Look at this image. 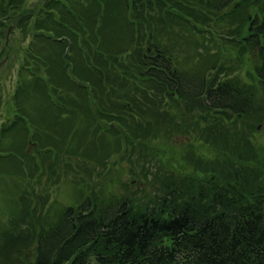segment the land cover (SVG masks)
<instances>
[{"label": "trees", "instance_id": "16d2710c", "mask_svg": "<svg viewBox=\"0 0 264 264\" xmlns=\"http://www.w3.org/2000/svg\"><path fill=\"white\" fill-rule=\"evenodd\" d=\"M25 5L0 0V21L2 13L15 11L5 22L33 38L14 100L17 107L20 94L25 107L39 100L42 123L37 127L30 111L21 112L22 126L12 124L0 135V161L23 150L34 176L43 168L39 160L59 158L62 141L73 131L76 140L77 127L87 121L96 125L95 136L102 131L106 139L113 131L121 138L119 148L139 143L145 152L161 132L170 138L186 126L183 133L205 141L213 156L200 167L204 158L192 150L186 161L193 163L166 173L144 203L134 195L106 202L89 196L53 224L27 223L28 235L14 239L0 264H264V148L245 138L264 123V0H47L35 10ZM238 17L243 23L234 29L231 19ZM213 20L225 21L220 25L228 36L221 35L231 40L227 47L241 51L240 59L230 60L235 51L218 49L223 46L210 39L217 47L199 52L210 55L209 66L186 70L177 54L195 35L217 33L206 26ZM0 28V36H7ZM245 62L255 86L229 75ZM163 99L176 110L159 114ZM61 121L70 125L62 128ZM144 121L148 129L138 126ZM242 124L249 130L223 128ZM50 127L56 136L48 137ZM21 133L25 142L10 145ZM29 141L37 144L32 155L25 147ZM151 152L159 159L165 153L158 146ZM15 251L24 254L13 258Z\"/></svg>", "mask_w": 264, "mask_h": 264}, {"label": "rangeland", "instance_id": "374dc122", "mask_svg": "<svg viewBox=\"0 0 264 264\" xmlns=\"http://www.w3.org/2000/svg\"><path fill=\"white\" fill-rule=\"evenodd\" d=\"M46 1L47 0H26L25 8H33V10H35L39 8V4L44 6ZM6 8L8 9L9 6ZM11 13L12 16H14L15 11H11ZM11 13H2L5 17L0 21V26L4 27L2 32L7 34V36H0V135L6 127L14 122L13 120L17 114L22 115L21 112H27V110L34 116L32 118L29 117L31 122L36 123L38 125L37 127H41L40 124L42 123L38 114L40 110H37V108L39 109V100L32 99L28 101L27 107L21 104L24 103L23 96H21L22 94H20L18 98L20 107H17V103L14 100L18 90L17 86L21 62L24 60L23 57L26 49L30 47L33 38L31 34L26 37L23 30L19 28V25L5 22V19H10L9 15ZM220 20H222V18H220ZM231 22L235 29L240 23H243V17L231 19ZM220 24L226 23L223 20L216 24V21L213 20V22H208L206 25L208 28L214 29L215 32H217L215 34L211 33L210 29H207L208 32L203 33V35H205L203 38L199 37V34L195 35L196 37L194 40H192V36L186 37L185 40H192V43L189 45L186 43L188 47H185L177 54V57L182 63L181 65L186 70H203L209 66L210 55L201 57L199 52L201 49L205 52L206 50L215 49L216 45L209 41L210 39L218 41V45L223 47H216L221 50L228 49L229 54L236 50V48L232 49L226 46L231 40L225 39V36H222L227 34L222 31ZM214 52L217 53V50ZM240 54L241 51H235V53L232 54L234 56H229V59L238 60L240 59L238 58ZM246 56L247 54L244 55V58H246ZM220 60L221 59H219L218 62H220ZM229 75L240 81L249 82L252 86L257 84V82L254 81V77H250L249 65L246 62L243 64L241 63L240 66L236 63V65L229 70ZM259 95H262V93H259ZM32 102H35V105H33ZM168 102V99H163V105L160 106V108H156L160 111L159 114H164L168 110H176L175 108L173 109ZM113 109L115 110V107H113ZM50 112L51 114L49 116L52 121L53 110H50ZM83 112L85 114L84 110H80L81 114H83ZM177 116L179 115H173L172 117ZM17 117L18 119L15 120L19 122L20 118L19 116ZM9 118H13V120ZM83 120L86 122L87 119L85 120V118H83ZM143 123L144 124H139L138 126L147 128L145 121ZM220 123L223 125L230 124L228 121H221ZM68 125L70 124L67 123L66 125L63 121L60 122L62 128L64 126L68 127ZM95 126L96 125L93 126L92 123L87 121L85 126L81 124L80 128L77 127V131L80 132L76 140H73L76 135V132L73 131L69 138L63 140L61 143L64 149L62 155H58L59 158L54 159L46 156L44 157L46 163H42L39 160L41 165L40 168H43L41 172L34 173V176L30 174L33 171V167L32 165L30 168L28 167V160L23 164L21 159L23 158V150H20L21 153L19 152L18 154L20 158L12 155L0 161V170H2L0 174V263L7 261L5 259L6 249L9 250L13 248L15 245L14 239L28 235L25 227L27 223L32 225V222L29 218L24 220L23 216V222H21L22 218L20 214L25 213L22 212L23 210L33 211L34 214H31L33 222L37 221L40 225H47L57 222L66 208L77 207L84 198L89 196H96V198H101V200H105L106 202V200H110V197L116 200V198H119L117 196L123 194L128 197L134 195L135 199L139 200L138 202L141 204L142 202L144 203L145 200H149L151 196L150 193L154 191L152 187L159 186L162 179L167 176L166 173L184 169L193 163H188V161H186V159H189L188 153L195 151L196 155H200L204 158L203 164L195 163L200 167L210 165L209 159L213 156L209 145L206 144L205 141L197 140V138L193 140L184 134L187 130L186 126H179L182 133L178 134V136L173 135L170 138L166 136L167 131L161 132L159 134V140L155 139L148 141L149 145L147 146L148 150L146 152V148L142 149L139 143H134L133 148L124 143L122 147L120 146L119 148L118 141L121 138H118L113 131L110 134L111 136L106 139H103L102 131L101 134L97 133L95 136ZM138 126L132 127L138 129ZM167 126L169 125L167 124ZM223 128L226 130H249V128L245 127L243 124L238 128L234 126L232 128L223 126ZM142 130L145 129L142 128ZM153 133L154 132H151V134ZM23 135L24 133H21L17 136L10 145L16 144L19 146L23 144L25 142ZM47 135L48 137L56 136L55 129L51 127L47 128ZM148 136L151 138L149 133ZM245 138L256 148H264V123L258 125L254 132L249 130V137L246 136ZM53 140H55V137ZM5 143L6 142H4V144ZM34 146V143L31 141L29 142V146L26 143V151L29 154H33ZM136 146L138 147L136 148ZM155 146H158L165 152L162 154L164 156H161L163 159H159V154L154 155L151 152V148ZM156 156L159 158H156ZM133 158L134 162H132ZM137 158L141 161L140 164L137 163ZM84 159H86V161H84ZM24 166L27 169V174L24 170ZM172 167L174 169H172ZM161 172L165 173L162 175ZM158 174L162 175L161 178H158ZM146 175H148V177H146ZM138 187L145 189L141 191ZM146 195H148L147 198ZM10 228L14 231L12 233L18 235L14 239L11 235H6V232L9 231ZM30 245L31 248L29 250L30 253H32L37 245L36 238L32 239ZM25 250H27V248ZM23 254L24 253L15 251L13 258H17ZM13 262H7L6 264H13Z\"/></svg>", "mask_w": 264, "mask_h": 264}]
</instances>
